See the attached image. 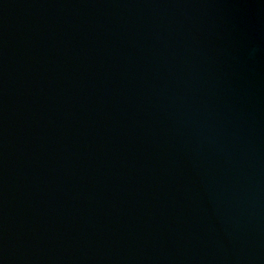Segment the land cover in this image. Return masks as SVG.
Segmentation results:
<instances>
[{
    "label": "water",
    "instance_id": "obj_1",
    "mask_svg": "<svg viewBox=\"0 0 264 264\" xmlns=\"http://www.w3.org/2000/svg\"><path fill=\"white\" fill-rule=\"evenodd\" d=\"M0 264H264V0H0Z\"/></svg>",
    "mask_w": 264,
    "mask_h": 264
}]
</instances>
